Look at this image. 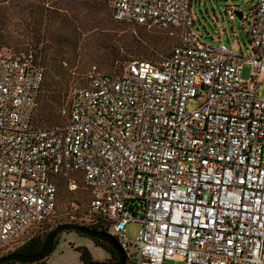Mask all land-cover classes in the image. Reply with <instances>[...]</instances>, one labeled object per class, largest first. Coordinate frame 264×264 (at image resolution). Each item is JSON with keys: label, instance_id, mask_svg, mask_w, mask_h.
Segmentation results:
<instances>
[{"label": "built area", "instance_id": "1", "mask_svg": "<svg viewBox=\"0 0 264 264\" xmlns=\"http://www.w3.org/2000/svg\"><path fill=\"white\" fill-rule=\"evenodd\" d=\"M193 1L108 0L115 20L179 42L121 75L92 66L49 129L35 124L45 67L0 53V250L52 217L58 178L76 190L81 176L125 264H264V0L243 12L251 57L203 42Z\"/></svg>", "mask_w": 264, "mask_h": 264}, {"label": "trees", "instance_id": "2", "mask_svg": "<svg viewBox=\"0 0 264 264\" xmlns=\"http://www.w3.org/2000/svg\"><path fill=\"white\" fill-rule=\"evenodd\" d=\"M49 1L50 0H0V53L4 55L26 57L32 55L35 62L45 67L46 74L39 98L40 104L41 96L44 91L43 103L40 110L41 118H39V121L36 120L35 114V124L41 129L59 126L67 121V116L62 114L63 110L61 109L64 100L56 98L55 96V92L58 90V80L59 83H62L61 87L64 88L65 85L67 86L69 84L71 79V73L68 72L66 68L69 66V63L62 58L67 55V52L64 51L66 46L70 47L76 44L78 47L80 41L86 37L85 40L88 41H86L82 47L88 49L90 47L89 44L92 42V45L94 46L96 44L99 50L105 49L107 51L104 52L107 57L104 56L103 53L101 56V62L103 64L115 66L116 63H125L126 69L136 55L143 56V58L147 60H152L153 57L151 54H154V50H151V48L155 49L153 45L161 42L157 38L147 40L141 36L130 34V32L127 33L128 28H126L125 25L129 23L114 19L113 11L108 9V0H51V6L46 7ZM76 4H79V10H83V7L97 8L100 12L101 10H106L109 13L106 25L108 28L97 26L95 22L91 23L88 18L90 16L87 14H85V16L77 14L75 9ZM77 21H79L80 24ZM130 25L144 26L136 24ZM96 29L100 31L97 32ZM108 29H111L112 32H108ZM174 35L175 34L171 36ZM92 36L94 37L92 38ZM178 42L170 44V48L172 49ZM71 55L76 56V54L73 53ZM125 69L122 73L114 75L123 74ZM87 74L83 84L84 87L89 84ZM59 109L61 113H59ZM62 116L64 117L63 122L61 119ZM61 181L62 180L57 181V185L61 184ZM81 185L82 184L78 182L76 190L69 189L71 192L78 191L82 187ZM67 186L69 187L68 182ZM84 187L90 192L85 184ZM59 197L58 189L57 206L52 217L31 226L17 239L10 242L8 246L1 249L0 256H4L11 252H20L27 255L36 253L42 247L49 232L55 225L57 226L61 223L75 222L91 229L109 232L106 222L103 219L90 216V201L87 210L83 212L79 210L67 212L60 209ZM60 234L55 239L54 248L58 243ZM23 237L26 238L22 243H19L20 238ZM93 239L98 246L105 248L110 253V257L107 261L115 262L118 260L117 253L110 245L97 238ZM79 250L81 252V264H88L94 261L87 248H79ZM46 258L47 257L33 262L11 260L2 264H46Z\"/></svg>", "mask_w": 264, "mask_h": 264}, {"label": "rangeland", "instance_id": "3", "mask_svg": "<svg viewBox=\"0 0 264 264\" xmlns=\"http://www.w3.org/2000/svg\"><path fill=\"white\" fill-rule=\"evenodd\" d=\"M50 1L47 3L46 7L51 6L52 2ZM107 5L108 9L111 11L112 9L109 2ZM253 5L254 1L252 0H194V31L201 35L202 41L207 44L218 45L224 43L234 52L245 57H251L253 55V48L248 35L249 27H244V21L240 20L237 14L235 15L234 20H231L228 9H232L235 12L242 11L245 15H248ZM75 9L77 14H80L81 16H85V14L90 16L88 18L91 23L95 22L97 26L108 28L106 25L109 13L106 10H101L100 12L99 9L92 7H83V10H79V4L75 5ZM77 22L80 24L79 21ZM125 26L128 28L127 33L130 32V34L141 36L147 40L157 38L161 41L159 44L153 45L155 49L151 48V50H154V54H151L153 57L152 60L144 59L143 56L140 55H136L133 60L139 59L157 63L161 60L162 56L171 49L170 44L179 41L178 31L172 29L149 28L146 26H134L130 24H126ZM96 31L98 32L100 30L96 29ZM107 31L112 32L111 29H108ZM171 31H174V36L170 35ZM93 37L94 36H92V38ZM85 38L80 41L78 47L74 44L75 46H66L64 49V51L67 52V55L62 58L69 63V66L65 67L67 68V71L71 73V79L69 84L67 86L65 85L64 88L61 87L62 83H59L58 80V90L55 92V96L56 98L64 100L63 107L61 108L62 110L69 106L73 90L77 87L83 86L84 81L86 80V74L92 66L96 65L102 72L111 74H120L125 69V63H116L115 66L103 64L101 62V56L103 53L104 56L107 57L106 53H104L107 51L105 49L99 50L96 47V44L94 46L92 45V42L89 44L90 47L85 49L82 47L83 44L88 41L85 40ZM72 53L76 54V56L71 55ZM251 74L252 67L250 65H244L241 77L248 80L251 77ZM43 94L44 91L36 112V120L38 121L39 118H41L40 110L43 103ZM259 94L264 98V84L260 87ZM197 107V99H190L188 101L189 110H194ZM58 111L61 113L60 109ZM61 119L63 122L64 117L62 116ZM60 180H62L61 184L58 185L60 209L67 212L71 210H79L80 212L87 210L91 194L84 187L83 178L77 176V181L82 184V187L74 192H71L67 186L68 179L58 178L57 181ZM139 230V223H129L126 227V238L130 241L136 240L139 235ZM25 238L26 237L20 238L19 243H22ZM79 248H87L94 261L101 262L110 257V253L105 248L98 246L93 237L76 231H64L60 234L58 243L52 250L51 254L47 256L46 264H81V252ZM131 250L134 252L135 248H132ZM165 264H182V262L170 260L166 261Z\"/></svg>", "mask_w": 264, "mask_h": 264}, {"label": "water", "instance_id": "4", "mask_svg": "<svg viewBox=\"0 0 264 264\" xmlns=\"http://www.w3.org/2000/svg\"><path fill=\"white\" fill-rule=\"evenodd\" d=\"M236 14L240 20L243 19L242 11H237ZM63 231H76V232H80L82 234L91 236L93 238L102 240L106 242L108 245H110L118 255V260L115 262L92 261L88 264H125V261H126L125 251L121 247L117 239L112 234H110L109 232H102V231H98L95 229H91L87 226H84V225H81L75 222L61 223L55 226L49 232L42 247L36 253L27 255V254H23L20 252H11L4 256H0V264L7 262V261H11V260L21 261V262H33V261H38V260H41L49 256L54 248L55 239Z\"/></svg>", "mask_w": 264, "mask_h": 264}, {"label": "crops", "instance_id": "5", "mask_svg": "<svg viewBox=\"0 0 264 264\" xmlns=\"http://www.w3.org/2000/svg\"><path fill=\"white\" fill-rule=\"evenodd\" d=\"M104 261H107V259H105Z\"/></svg>", "mask_w": 264, "mask_h": 264}]
</instances>
